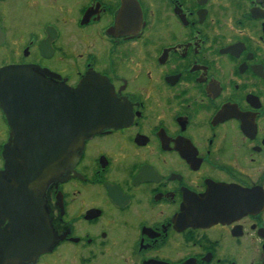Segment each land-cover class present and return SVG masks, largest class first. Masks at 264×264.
<instances>
[{
  "label": "flooded vegetation",
  "instance_id": "obj_1",
  "mask_svg": "<svg viewBox=\"0 0 264 264\" xmlns=\"http://www.w3.org/2000/svg\"><path fill=\"white\" fill-rule=\"evenodd\" d=\"M8 67L98 79L110 122L21 182L0 104V264H264V0H0Z\"/></svg>",
  "mask_w": 264,
  "mask_h": 264
},
{
  "label": "water",
  "instance_id": "obj_2",
  "mask_svg": "<svg viewBox=\"0 0 264 264\" xmlns=\"http://www.w3.org/2000/svg\"><path fill=\"white\" fill-rule=\"evenodd\" d=\"M100 88L99 80L90 76L76 89L58 86L51 90L50 85L42 83L26 69L8 67L0 70V104L12 127V135L17 137V142L24 143L20 149L22 155L17 157V165L13 161L8 165L9 172L15 173L16 181L18 175L21 182L27 175L41 180L44 174L56 177L65 168H73L84 141L104 127L106 120L110 122V116L102 108L105 100L100 99ZM17 94H27L21 97L24 99L22 103H33L35 95H45L44 98L50 95L52 98L47 102L53 103V111L50 112L51 107H48L44 114L45 122H36V116L31 111V120L24 118L28 122L19 128L21 119L18 118L27 114L21 112L26 107H17ZM34 182L32 178V185L28 189L34 186Z\"/></svg>",
  "mask_w": 264,
  "mask_h": 264
}]
</instances>
